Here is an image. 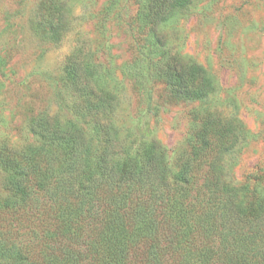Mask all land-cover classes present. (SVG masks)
Returning <instances> with one entry per match:
<instances>
[{
    "label": "trees",
    "instance_id": "obj_1",
    "mask_svg": "<svg viewBox=\"0 0 264 264\" xmlns=\"http://www.w3.org/2000/svg\"><path fill=\"white\" fill-rule=\"evenodd\" d=\"M191 0H146L138 16L165 21ZM43 25L59 36L69 22L61 0ZM83 56V55H82ZM70 55L63 71L78 95L75 113L89 123L98 149L73 121L31 118L36 145L0 143L11 194L0 197V260L5 264H264V174L222 177V156L238 134L231 119L207 111L170 173L156 141L120 155L109 117L117 105L95 65ZM163 77L187 99L214 83L199 65L168 57ZM76 95V96H77Z\"/></svg>",
    "mask_w": 264,
    "mask_h": 264
},
{
    "label": "rangeland",
    "instance_id": "obj_2",
    "mask_svg": "<svg viewBox=\"0 0 264 264\" xmlns=\"http://www.w3.org/2000/svg\"><path fill=\"white\" fill-rule=\"evenodd\" d=\"M50 1L0 0V143L36 145L30 121L43 113L75 122L99 148L91 125L75 113L79 97L63 71L76 54L95 65L117 99L109 117L122 157L153 140L172 173L199 117L216 111L238 134L222 156V177L238 183L248 173L263 176L264 0H191L154 24L138 16L146 0H61L69 22L59 36L43 25ZM174 54L201 66L214 89L197 99L174 93L162 74ZM4 179L0 165V197L11 194Z\"/></svg>",
    "mask_w": 264,
    "mask_h": 264
}]
</instances>
